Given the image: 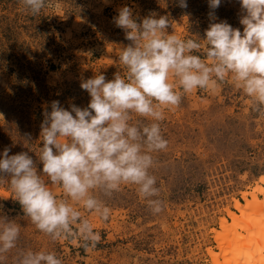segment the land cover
Wrapping results in <instances>:
<instances>
[{
  "label": "rangeland",
  "instance_id": "374dc122",
  "mask_svg": "<svg viewBox=\"0 0 264 264\" xmlns=\"http://www.w3.org/2000/svg\"><path fill=\"white\" fill-rule=\"evenodd\" d=\"M2 1L0 153L9 147V155L27 151L34 160L42 147L43 113L52 101L65 109L84 108L90 97L81 82L99 72L108 80L124 75L118 57L129 41L113 23L121 7L132 8L140 18L167 15L169 33L179 38H203L210 23L208 0H187V9L177 0H48L37 16L22 11L20 0ZM216 16V22L225 20L242 31L238 0H221ZM250 109L249 99L227 80L185 94L179 108L166 111L162 131L168 148L153 154L152 170L163 211L153 214L136 186H122L106 200L111 208L107 223L86 217L102 235L95 250L50 241L23 216L6 186H0V214L21 225L18 247L55 251L63 264H214L208 250L220 253L218 264H233L231 251L240 244L220 222L231 224L226 210L238 214L234 201L244 203V194L264 187V115ZM28 133L31 146L24 143ZM238 216L234 230L247 242L246 230L253 227L247 226L249 216ZM14 252L4 264H14Z\"/></svg>",
  "mask_w": 264,
  "mask_h": 264
},
{
  "label": "clouds",
  "instance_id": "9594fccd",
  "mask_svg": "<svg viewBox=\"0 0 264 264\" xmlns=\"http://www.w3.org/2000/svg\"><path fill=\"white\" fill-rule=\"evenodd\" d=\"M20 3L22 11L37 16L48 0ZM238 3L242 31L225 20L216 22L221 0H208L210 23L203 38L170 34L167 15L140 18L128 6L118 10L113 23L129 41L118 57L124 75L108 80L99 72L81 82L90 97L84 108L65 109L52 101L43 113L36 160L27 151L9 155V147L0 153V186L39 233L52 242L95 250L102 235L86 217L107 223L111 208L106 200L122 186H136L150 211L160 214L153 154L167 150L165 113L179 108L185 94L231 80L249 99L250 110L264 115V0ZM177 4L188 7L187 0ZM24 143L31 146L30 133ZM54 188L60 189L59 197ZM21 229L15 219L0 214V264L13 250L14 264H63L55 251L18 247Z\"/></svg>",
  "mask_w": 264,
  "mask_h": 264
},
{
  "label": "bare ground",
  "instance_id": "6f19581e",
  "mask_svg": "<svg viewBox=\"0 0 264 264\" xmlns=\"http://www.w3.org/2000/svg\"><path fill=\"white\" fill-rule=\"evenodd\" d=\"M260 179L264 184V177H260ZM260 185H254L255 187L252 192L243 195L244 203L236 200L233 203L238 214L245 217L249 216L247 226L250 227V225H252L253 227L251 230L250 228L246 230L247 235L245 238L248 239L247 242L244 241L242 234L234 230V226L240 219L237 213L226 210L232 222L231 224H226L224 221L220 222L222 229L226 231V233H230L235 245L240 244L235 250L231 251L233 264H264V187ZM258 195H260L261 198H258ZM255 210H259L258 215L254 214ZM220 243L221 241H218V244ZM208 253L213 263L218 264L220 253L215 254L211 250H208Z\"/></svg>",
  "mask_w": 264,
  "mask_h": 264
},
{
  "label": "trees",
  "instance_id": "16d2710c",
  "mask_svg": "<svg viewBox=\"0 0 264 264\" xmlns=\"http://www.w3.org/2000/svg\"><path fill=\"white\" fill-rule=\"evenodd\" d=\"M4 1H9V0H3L2 2H4ZM5 3V2H4ZM203 31H205V30H203Z\"/></svg>",
  "mask_w": 264,
  "mask_h": 264
}]
</instances>
